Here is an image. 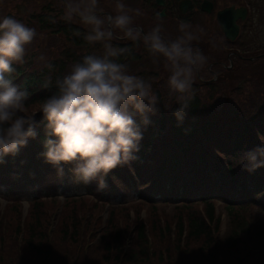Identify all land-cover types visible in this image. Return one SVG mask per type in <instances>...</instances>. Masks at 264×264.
<instances>
[{
	"label": "trees",
	"instance_id": "trees-1",
	"mask_svg": "<svg viewBox=\"0 0 264 264\" xmlns=\"http://www.w3.org/2000/svg\"><path fill=\"white\" fill-rule=\"evenodd\" d=\"M11 2L0 0V20L11 16L37 32L36 39L26 51L25 63L14 65L16 72L12 79L14 84L30 93L24 114L35 117L38 136L29 140L18 156H9L5 163L0 164V193H23L32 205L27 220L23 222L20 242L11 243V232L7 240L2 239L0 231V264H121L118 257L122 237L115 223H110L101 233L100 251L86 257L81 251H76L79 249V229L77 211L72 204L75 199L69 197L65 202L63 215L56 226L58 236L51 239L47 234V216L42 209V199L38 200L41 198L39 195L33 196L39 192L40 196L50 198L62 195L72 182H68L71 165L64 166V177H58L56 169L39 158L44 138L41 104L56 91L54 82L58 77L66 74L71 65L84 55L92 53L91 49H100L101 45H89L83 39V26L62 18V4L54 9L44 8L22 14L10 9ZM61 36L65 42L57 45L55 41ZM112 43L130 49V54L121 57L120 62L130 65L139 61L142 54L133 50L132 41L113 40ZM41 56L45 57L44 61L39 59ZM45 63L52 64L53 70L49 71ZM130 72L141 77L146 75L143 71ZM49 76L53 84L45 89L42 85ZM193 90L194 99L183 123L178 126L173 116L178 105L174 98L168 96L167 77L156 81L153 91L159 98V111L151 116V124L143 131L140 150L136 153L138 159L110 172L106 177L107 187L99 188V191L108 195L133 192L141 198L177 202L183 212L185 209L189 212L185 244L190 245V249L184 247L174 257L169 254L165 258L154 249L152 258L148 259L141 226L137 230L136 252L130 256V264H264V246L251 237L246 223H239L241 213L249 206L256 205L264 210V167L249 172L247 161L241 159L246 153L264 147V90L262 94L250 93L246 100L236 102L225 95L213 101L212 94H208L207 101H202L199 90L196 87ZM141 162L144 174L138 172ZM41 181H44L43 189L39 187ZM82 185L88 194L98 193L95 181ZM217 199L222 200L230 219L235 222L229 239L223 244L213 236L218 222H214L213 228L208 223L214 220V202ZM198 202L204 206V217L196 208ZM17 210L12 205L6 221L20 234ZM71 212L74 216L68 219ZM42 215L46 219L45 225ZM177 226L180 240L184 233L182 217H178ZM201 237L204 245L195 246ZM110 240L113 242L111 247ZM246 241L248 244L245 246Z\"/></svg>",
	"mask_w": 264,
	"mask_h": 264
},
{
	"label": "clouds",
	"instance_id": "clouds-1",
	"mask_svg": "<svg viewBox=\"0 0 264 264\" xmlns=\"http://www.w3.org/2000/svg\"><path fill=\"white\" fill-rule=\"evenodd\" d=\"M62 4V18L82 25L83 39L92 46L100 44L103 51L73 63L55 80L56 91L43 100L44 138L39 158L55 168L58 177H64V166L71 165L69 173L75 181L85 185L95 181L103 189L110 172L138 159L143 131L159 111L152 84L120 62L130 49L114 46L112 41L142 42L154 62L163 59L169 73L168 96L178 105L173 111L178 126L194 99L195 79L208 65L209 57L194 44L203 30L190 23L181 21L179 35L173 39L163 34L160 23L145 32L134 20L142 12L124 0H112V12L105 11L101 0H62ZM36 37L35 28L14 17L0 20V164L9 156H18L29 140L38 136L35 117L24 114L30 93L12 79L14 65L25 63L26 51ZM39 59L44 61L45 57ZM44 66L53 70L50 63ZM52 84L49 76L42 87ZM241 159L247 161L249 172L264 167V147Z\"/></svg>",
	"mask_w": 264,
	"mask_h": 264
},
{
	"label": "rangeland",
	"instance_id": "rangeland-1",
	"mask_svg": "<svg viewBox=\"0 0 264 264\" xmlns=\"http://www.w3.org/2000/svg\"><path fill=\"white\" fill-rule=\"evenodd\" d=\"M9 4L10 9L15 12L27 14L28 12H37L39 9L58 7L62 4V0H11ZM217 1V2H216ZM217 7L239 2V0H216ZM251 3V17L246 23L242 33L238 36L235 46L230 45L229 41L225 40L221 33L213 14H206L204 12L193 11L192 15L188 14L189 21L193 28L199 27L203 32L200 39L203 41L204 54L208 57L216 56L218 59L229 63V59L235 62L234 69L226 70L222 73H202L197 75L193 87L199 90L202 101H207L208 94H212L213 101L218 96L225 95L230 100L240 101L246 100L247 96L251 94H262L264 90V57L250 59L254 54L264 52V0H246ZM124 2L131 8H138L142 15L134 17L135 23L141 26L145 32L149 31L155 24L160 23L164 32L170 38L179 35L178 14L172 11L166 17H159L157 15L158 8L150 7L144 0H124ZM112 0H101V6L104 7L106 12H112ZM63 5V4H62ZM224 40V41H222ZM116 41L123 42L127 40ZM65 42L63 36L55 41L57 45ZM196 42H194L195 44ZM208 44V45H207ZM67 45V43H65ZM209 46V48H206ZM133 50L140 53L139 61L132 62L129 65L130 71H143L146 75L143 78L155 86L156 81L168 77L169 73L163 67V59L159 62H154L153 58L149 55L145 47L141 43H134ZM212 48V49H210ZM239 48V51H245L247 54V62H236L233 55L228 56V49ZM92 53L101 54L100 49H91ZM235 52V51H234ZM148 74V75H147ZM228 103V101H225ZM222 104V103H221ZM138 172L144 174L142 162L138 164ZM74 180V179H73ZM98 188V187H97ZM148 188V185H147ZM83 185L78 181L70 183L66 190V197H42L43 210L47 216V234L52 239L58 236L56 226L60 217L63 215L65 202L69 197L75 199L72 203L74 209L77 211V222L79 229V249L86 257L94 256L100 251L101 246V233L109 226L110 223H115L119 229L122 237V247L119 252V261L121 264H130V256L136 252V235L137 230L143 227L145 250L148 259L152 258L153 250L161 252L163 258L167 255L175 256L177 252L184 247L190 249V245H186V236L188 231V218L187 211H182V207L177 202H165L164 200L140 198L139 195L126 193L124 195L109 196L104 191H99L96 194H88ZM22 198H14L12 203L18 208V217L25 216L27 213L28 218L30 209H32L31 202L26 201V197L20 195ZM9 196L0 194V220L5 219V223L0 222L2 239L7 240V235L11 232L12 241L18 242L21 233H17L9 223L7 218L11 211L9 207ZM214 220L218 222V226L214 228V239H219L221 244L229 239V235L234 229L235 222H233L228 212L226 211L222 200H215ZM196 208L201 217H204V206L200 202L196 203ZM19 206H21L19 208ZM20 213V215H19ZM112 213V214H111ZM243 213V214H242ZM241 213L242 219L240 224L245 225L250 231L251 237L257 239V244L264 246V210L256 205H251ZM199 216L198 214H196ZM74 216L71 212L68 219ZM43 224L45 225L46 219L44 215ZM178 217H182L185 223V232L182 239L178 237ZM75 224V221H72ZM208 222V221H207ZM11 223V222H10ZM213 224V222H209ZM72 226V224L70 223ZM68 227L71 229V226ZM73 227V226H72ZM113 230L116 227L113 226ZM203 237L198 239L195 246L204 245ZM248 240V239H247ZM66 241V240H65ZM109 246H112V241H109ZM254 243V241H253ZM246 244L248 242L246 241ZM73 247V246H72ZM224 250V249H223ZM27 254V248L24 250Z\"/></svg>",
	"mask_w": 264,
	"mask_h": 264
},
{
	"label": "flooded vegetation",
	"instance_id": "flooded-vegetation-1",
	"mask_svg": "<svg viewBox=\"0 0 264 264\" xmlns=\"http://www.w3.org/2000/svg\"><path fill=\"white\" fill-rule=\"evenodd\" d=\"M144 1L146 3H148L150 7L158 8L157 15L159 17H166V16H168V14L170 12L174 11L175 12L174 14H178V19H176L178 24L181 21L188 22L189 21L188 14L192 15L193 11H199V12L201 11V12H204L206 14H213L214 19L219 26V23L217 21V12L220 9H222L224 7H229V6H233L234 8H241L242 7L246 11H245L244 18L243 19L238 18L236 21V23L239 26L238 36L242 33L246 23L249 21V19L251 17V3H248L246 0H239L240 3L234 2V3H229L226 5L220 6V7H217V4H216L217 1L216 0H209L212 3V7H211L210 12H205V11L201 10L200 3L202 0H191L192 1L191 6L187 9V11L185 13H181L178 10L177 5H178V2L180 0H163V3L160 5H158L155 0H144ZM162 10L164 11V15H160V12ZM219 29H220V26H219ZM220 31H221V29H220ZM221 33L223 34L222 31H221ZM163 34L166 37L170 38L169 36L166 35L165 32ZM223 36H224V34H223ZM238 36H237V38H238ZM174 38L175 37H173V39ZM224 38H225V36H224ZM237 38H235L234 40H229V39L225 38V40L229 41L228 43H230V45L235 46V44L237 42ZM222 41H224V40H222ZM132 43L134 44L136 42H132ZM195 46L199 47L202 51L205 50L204 49L205 47L203 45V41L201 39L199 40V42L195 43ZM206 48H209V46H206ZM210 49H212V48H210ZM234 49H235L234 50L235 52L232 51V49H230V50L228 49L227 58H230V56L233 55V58L235 59L236 62H241V61L247 62L248 58H247V54H245V51H243V52L239 51V48H234ZM250 57H252V56H250ZM218 58H220V57H218ZM218 58L216 56L209 57L208 65L205 67L204 70H202V73H208V74L209 73H222L226 70L234 69L235 62L233 60L229 59V63L227 64L225 61L218 59Z\"/></svg>",
	"mask_w": 264,
	"mask_h": 264
},
{
	"label": "water",
	"instance_id": "water-1",
	"mask_svg": "<svg viewBox=\"0 0 264 264\" xmlns=\"http://www.w3.org/2000/svg\"><path fill=\"white\" fill-rule=\"evenodd\" d=\"M158 5L163 3V0H155ZM191 0H180L178 2V10L181 13H185L187 9L191 6ZM212 3L209 0H202L200 3V8L202 11L210 12ZM244 8H234L233 6L224 7L217 12V21L219 23L220 29L223 32L225 38L229 40H234L238 36L239 26L236 23L238 18L243 19L245 16ZM160 15H164V11L160 12ZM264 53L258 56H263ZM250 59H252L250 57Z\"/></svg>",
	"mask_w": 264,
	"mask_h": 264
},
{
	"label": "bare ground",
	"instance_id": "bare-ground-1",
	"mask_svg": "<svg viewBox=\"0 0 264 264\" xmlns=\"http://www.w3.org/2000/svg\"><path fill=\"white\" fill-rule=\"evenodd\" d=\"M248 4V3H247Z\"/></svg>",
	"mask_w": 264,
	"mask_h": 264
}]
</instances>
